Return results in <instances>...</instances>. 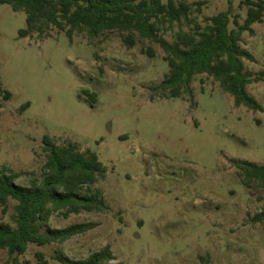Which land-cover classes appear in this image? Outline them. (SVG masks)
I'll return each mask as SVG.
<instances>
[{"label":"rangeland","instance_id":"374dc122","mask_svg":"<svg viewBox=\"0 0 264 264\" xmlns=\"http://www.w3.org/2000/svg\"><path fill=\"white\" fill-rule=\"evenodd\" d=\"M186 1L201 10L163 29L169 42L218 12L240 22L246 16L243 0ZM25 27L24 11L0 4V168L28 185L45 162L43 136L72 142L102 163L104 178L93 187L107 209L53 214L52 228L96 226L63 243L31 245L23 259L35 264L40 251L48 264H63L57 255L82 259L108 245L113 264H264V222L253 221L264 209V187H244L230 162L264 164V22L241 41L254 57L243 62L259 78L246 86L259 111L236 106L206 74L194 76L191 95L161 96L155 87L168 72L165 53L137 34L129 45L117 30L88 40L56 29L21 36ZM13 205L0 208V222L12 223ZM6 258L0 250V264Z\"/></svg>","mask_w":264,"mask_h":264},{"label":"trees","instance_id":"16d2710c","mask_svg":"<svg viewBox=\"0 0 264 264\" xmlns=\"http://www.w3.org/2000/svg\"><path fill=\"white\" fill-rule=\"evenodd\" d=\"M0 4L25 12L26 27L19 30L21 36L36 34L43 38L56 29L69 38L84 33L88 40H93L103 32L117 30L126 33L123 40L129 45L133 44L135 34L158 43L168 64V72L155 87L162 92L161 96L191 95L194 76L206 74L233 97L236 106L262 110L246 90L248 84L259 78L244 70L243 59L253 61L254 57L242 48L241 41L244 31L252 32L254 23L264 22V0L242 1L247 9L243 22L238 15L221 11L208 17L204 26L195 23L188 31L176 32L172 42L163 36V29L181 21L189 22L194 12H200L202 3L197 2L195 8L186 0H0ZM4 93L6 98L10 96L8 91ZM83 93L95 102V93ZM27 106L25 103L22 109ZM42 148L46 158L41 173L32 177L28 185L16 182L21 173L8 171L5 166L0 168L2 213L14 201L12 223L0 222V250L7 254L4 264H32L23 259L31 245L63 243L96 226L95 222H81L52 228L48 222L53 214L68 217L107 209L101 191L93 187L104 178L96 153L81 151L69 141L58 144L48 135L42 138ZM230 162L237 168L244 187H264V164L234 159ZM253 221L264 222V209L254 215ZM34 257L35 264H48L42 252L36 251ZM56 258L63 264H113L115 259L108 245L82 259L64 255Z\"/></svg>","mask_w":264,"mask_h":264}]
</instances>
